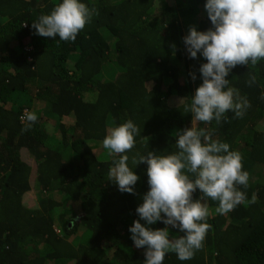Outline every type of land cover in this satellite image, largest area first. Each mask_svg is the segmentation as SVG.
Instances as JSON below:
<instances>
[{
    "label": "trees",
    "instance_id": "16d2710c",
    "mask_svg": "<svg viewBox=\"0 0 264 264\" xmlns=\"http://www.w3.org/2000/svg\"><path fill=\"white\" fill-rule=\"evenodd\" d=\"M60 2L0 0V264H145L129 228L149 191L147 164L132 157L176 152V131L191 125L241 154L246 200L221 215L206 199L203 247L186 261L169 252L163 264H264V60L226 77L250 102L243 118L229 111L219 125L192 121L184 105L207 61L190 58L183 37L212 27L206 0H81L95 12L75 41L35 34L32 22ZM28 112L38 119L22 131ZM129 119L140 129L126 153L135 194L109 178L119 154L96 151ZM150 227L184 235L162 221Z\"/></svg>",
    "mask_w": 264,
    "mask_h": 264
},
{
    "label": "clouds",
    "instance_id": "9594fccd",
    "mask_svg": "<svg viewBox=\"0 0 264 264\" xmlns=\"http://www.w3.org/2000/svg\"><path fill=\"white\" fill-rule=\"evenodd\" d=\"M205 10L212 27L198 31L191 26L183 37L189 57L196 59L200 54L207 61L199 68L203 82L190 103L184 105V112L192 114V121L209 124L215 120L219 125L228 120L229 111L234 113L232 118H243L251 106L226 77L237 65L256 66L264 60V0H206ZM94 12L81 0H62L50 14L32 22V28L42 37L75 41ZM190 76L193 81L197 78L195 73ZM256 79L251 75L248 86L255 84ZM21 119L27 121L22 131H28L38 117L35 112H28ZM213 132L191 125L176 131V152L157 155L149 151L147 155L132 157L135 166L147 164L149 191L136 208L139 219L129 228L135 247L146 248L145 264H163L169 252H174L181 261L194 257L212 227L206 222L209 216L206 199L218 202L215 211L221 215L245 202L246 194L238 187L247 188L249 182L242 156L230 150L228 143L213 139ZM137 135L140 129L129 119L113 127L103 139V147L110 154H119L109 178L122 193L135 194L134 186L139 180L128 166L126 154L134 148ZM197 190L202 195L194 200L193 193ZM157 221L179 229L184 235L170 239L168 227L155 230L150 227Z\"/></svg>",
    "mask_w": 264,
    "mask_h": 264
},
{
    "label": "rangeland",
    "instance_id": "374dc122",
    "mask_svg": "<svg viewBox=\"0 0 264 264\" xmlns=\"http://www.w3.org/2000/svg\"><path fill=\"white\" fill-rule=\"evenodd\" d=\"M176 102H179V100H176ZM99 144H100L101 146H100L99 149L96 150V151H97V155L102 159V157H103L106 153H108L109 150H107V149H105V148L103 147V143H99ZM23 157H24V160H25L26 162H28L31 166L34 165V162L28 157L27 154L24 153V154H23ZM72 158L75 159V156L73 155ZM33 173H35V172H33ZM28 206H32V202H31V200H28ZM70 264H74V263H70Z\"/></svg>",
    "mask_w": 264,
    "mask_h": 264
}]
</instances>
